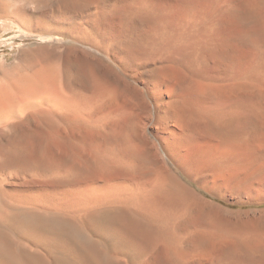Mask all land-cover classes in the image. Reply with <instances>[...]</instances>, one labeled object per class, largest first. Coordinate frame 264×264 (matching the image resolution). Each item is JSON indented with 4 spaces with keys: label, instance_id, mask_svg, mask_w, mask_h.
Masks as SVG:
<instances>
[{
    "label": "bare ground",
    "instance_id": "obj_1",
    "mask_svg": "<svg viewBox=\"0 0 264 264\" xmlns=\"http://www.w3.org/2000/svg\"><path fill=\"white\" fill-rule=\"evenodd\" d=\"M33 3L40 45L0 62V264H264V0Z\"/></svg>",
    "mask_w": 264,
    "mask_h": 264
},
{
    "label": "rangeland",
    "instance_id": "obj_2",
    "mask_svg": "<svg viewBox=\"0 0 264 264\" xmlns=\"http://www.w3.org/2000/svg\"><path fill=\"white\" fill-rule=\"evenodd\" d=\"M4 1H5V4H3V8L0 10V14H2V15H0L1 16L0 18H5L8 20L16 19L13 22H15L17 24L18 28H20L24 32V33L23 32L18 33V29H15L12 31L11 30L5 31V30L0 28V62H1V60H5V59H8L10 62H13V61H16V59L20 58L22 51L26 52L29 50V52H30L31 50H34L35 48H37L38 45H40V43L37 41V39H32L33 37L36 38L37 37L36 35L38 33V32L36 33V31L31 27V24L34 21L33 17L31 16V12H32L35 4L33 3V0H4ZM4 8H5V10H4ZM25 11L27 12V14ZM19 18H20V21L19 20L17 21V19H19ZM28 23H29V25H28ZM23 25H25V26H23ZM26 25H28V26H26ZM27 27H28V29H27ZM32 33H34V35ZM41 44L47 45L48 42L47 43H41ZM30 126H31L30 127L31 129H29L30 130L29 135L30 136L32 135V137H33V132L39 131L41 128H39L38 126H34V125H30ZM8 130H9L8 133H10L11 130L10 129H8ZM54 133L51 136L50 135L48 136V134H45L44 139L42 140V144H43L44 148L46 145L47 149L49 147L48 151L51 149L50 154L52 156L54 155V150H55L54 148H56V147L60 148L61 145L63 143H65V141H66V139H65L66 134L63 133V131L59 132L57 130ZM61 134L62 135L64 134L63 135L64 138ZM58 135H60V136H58ZM10 137L11 136L5 135V134L0 135V149L5 148L9 144ZM31 141L33 143L35 140L32 138ZM53 142H56V143H53ZM1 144H2V146H1ZM2 159L3 158L0 155V163L3 162ZM106 178L109 180L114 179L115 181H116L115 178H117V181L119 182V177H106ZM184 178H185V180L188 181V179H186V177H184ZM188 183L192 187L197 188L194 183H191V181H188ZM218 203L221 204L222 206H226V203H224V202L222 204L221 201H218ZM229 208L237 211V210H241V209L250 210V209H254L256 207L255 206L250 207V205H247V206L245 205V206H230Z\"/></svg>",
    "mask_w": 264,
    "mask_h": 264
}]
</instances>
